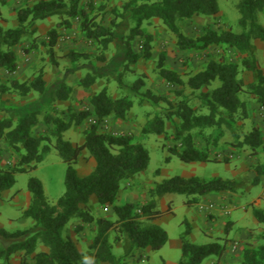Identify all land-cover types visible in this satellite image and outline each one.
I'll list each match as a JSON object with an SVG mask.
<instances>
[{
    "label": "trees",
    "instance_id": "trees-1",
    "mask_svg": "<svg viewBox=\"0 0 264 264\" xmlns=\"http://www.w3.org/2000/svg\"><path fill=\"white\" fill-rule=\"evenodd\" d=\"M83 0H37L32 5H26L17 11L18 26L5 29L0 24V70L12 75L17 72L18 61L15 47L21 44L24 36L31 30L36 22L52 17H60L58 28H70L74 18H81V30L86 38L97 43L101 55L105 60V53L115 39L117 21H111V27H105L98 17L90 14L82 7ZM220 0H144L141 3H127L124 5L120 17L126 18L132 24L128 35L121 37L123 48L124 72H132V65L142 58L151 56V35L144 32L142 26L146 21L159 19L173 34L177 49L189 51L193 49H207L210 46L227 47L241 55L238 62H227L224 59L211 60L206 67L190 76L185 82L179 73L165 65L164 55H160L158 72L162 79L174 85H186L193 92L201 91L219 82V86L201 92L199 98L201 106L207 109V114H197L189 106L187 100L162 111L166 118L179 119L184 134L183 148L174 149V154L185 163L211 162L208 151L200 149L194 139V130L198 132L206 128H215L218 131L225 127L232 131L239 140V145L247 146L254 153L262 150L264 153V138L258 127L250 133L240 135L234 129L236 114L248 116L247 102L241 95L252 96L264 109V73L259 67L255 40L264 42V26L258 22V14L264 11V0H239L238 11L240 18L238 25L240 32L232 29L205 30L200 36L193 38L187 36L180 28L183 20H192L199 16H216L219 12ZM90 4V11H93ZM118 15L119 13L115 11ZM119 18V17H118ZM57 29L49 32V53L54 58L59 33ZM136 37L144 39L143 54L135 52L133 40ZM35 44L28 51H31ZM73 54V53H72ZM72 58L76 56L71 55ZM252 74V82L246 84L243 73ZM122 76V75H121ZM102 75L88 74L81 80L85 88L93 86ZM144 81L137 79L132 85L125 86L127 93L119 98L110 96L105 87L91 98L92 111H85L77 115L78 122L94 115L97 121L107 117L118 119L126 118L133 107L131 96L140 94ZM28 96L35 93L40 96L36 104L25 107L8 108L13 113L6 117L0 116V140L5 142L20 159L15 164L3 167L0 154V200L5 191L13 188L16 175L31 172L42 162L43 153L49 144H53L59 157L67 165L65 174V192L56 204L47 201L43 185L38 178L32 177L28 182V189L32 194L29 207L24 216L31 219L30 227L7 231L0 228V264H122L112 249L110 234L116 240L125 244V256H131L138 250L161 249L167 242V232L157 224L145 225L142 216L152 218L160 212L155 209V202L142 206L137 211L135 204L126 202L117 205V199L125 182L130 181L138 174L146 171L150 162L148 150L142 143L137 142L133 135H111L100 132L93 125L86 133L81 145H73L64 139V133L69 129V123L61 118L52 117L46 112V107L58 101H66L69 96V87L61 84L49 88L43 71L33 79L20 82L11 79L6 90ZM153 104L167 99L154 95L150 90L141 93ZM45 109V111H44ZM44 112V113H43ZM44 115V122L51 125L50 134L34 136L33 130L39 123V117ZM156 113L144 133L154 132L161 134L164 119ZM15 115V116H14ZM197 132V133H198ZM87 152L95 161L92 172L86 176H79L76 163ZM229 162L228 159H225ZM238 183L232 179L216 177L209 180L196 176H174L160 182L154 189L158 197L172 194L193 196L189 204H195L202 196L211 193L236 192ZM95 196L98 205L112 206L116 220L106 217L94 218L87 207L91 198ZM255 219L264 226V211L255 208ZM81 224L96 223V236L90 251L83 254L74 239L66 235V227L73 221ZM82 226V225H81ZM81 227H78L80 229ZM187 229L182 237L181 258L177 264H202L210 256H221L224 246L218 243L195 245L188 241ZM264 240V236L262 237ZM20 255L18 263L13 257ZM241 264H264V244L259 248H249L243 253Z\"/></svg>",
    "mask_w": 264,
    "mask_h": 264
},
{
    "label": "rangeland",
    "instance_id": "rangeland-1",
    "mask_svg": "<svg viewBox=\"0 0 264 264\" xmlns=\"http://www.w3.org/2000/svg\"><path fill=\"white\" fill-rule=\"evenodd\" d=\"M36 1L0 0V24L5 29L17 27V11ZM142 1L144 0H83L82 7L97 16L105 27H111L113 19L118 23L115 28V39L105 53L104 61L100 59L101 52L97 43L86 38L82 32L81 18H74L71 27L66 29H57L60 17L36 22L24 36L21 44L14 49L20 66L17 73L10 75L0 70V116L12 115L13 113L7 112L8 108L20 109L39 102L40 96L35 93L24 96L6 88L16 76L30 80L42 70L49 88L65 84L70 89L66 101H58L46 107V112L52 117L61 118L69 123L70 127L64 133L65 140L73 145H81L85 140V133L96 124L98 130L103 133L133 135L135 140L148 150L150 155L148 168L124 183L116 204L131 202L139 211L142 206L155 202V209L160 213L152 218L142 216L140 219L145 225L157 224L162 227L167 232L168 239L161 249L148 248L138 250L131 256H125L124 241L116 240L111 233L110 242L113 252L122 260V264H177L182 255L181 237L187 229L190 230L187 239L195 245L215 242L224 246V253L221 256H210L202 264H241L246 249L259 248L264 244L262 239L264 226L253 215V210L256 208L254 204L260 201L261 209H258L264 211V153L262 150L254 153L249 147L239 145V140L226 127L221 131L206 128L198 132L199 129H195L196 145L200 149H206L214 160L195 163L181 161L173 152L174 149L183 148L184 134L180 133L183 132L181 123L176 117L170 120L161 112L169 108V104L175 106L180 101L187 100L197 114H207V109L201 106L199 94L218 87L219 82L213 83L207 89L193 92L186 85L179 86L165 81L158 72L160 55H164L166 67L179 73L185 82L190 76L203 70L211 60L224 59L227 62H238L241 55L231 48L219 46L181 51L177 49L175 38L168 28L159 19H153L144 22L142 26L144 32L152 37L150 58H142L138 63L133 64L132 72H124L121 37L128 35L132 24L128 17H120L123 13L122 8L128 2ZM238 1L220 0L219 12L216 16H199L192 20H183L179 26L187 36L193 38L209 29H232L238 33L240 32ZM90 4L93 5V11H90ZM115 11L119 14L117 15ZM258 22L264 26V11L258 14ZM53 29H57L59 36L54 49V58H51L48 43L49 32ZM33 44L35 47L28 51ZM132 44L135 52L142 55L144 39L136 37ZM254 44L257 48L259 67L264 73V42L255 40ZM72 53L75 58H72ZM96 72L102 77L93 86L83 87L81 80L88 74ZM252 78L251 73H243L246 84L251 83ZM137 79H142L145 84L139 95L131 96L133 107L126 118L118 119L111 116L97 121L94 115H90L78 122L77 115L92 111L90 102L93 95L106 87L110 96L119 98L127 93L124 87L132 85ZM146 90L167 99L170 103L166 100L160 101L159 104L149 102L141 95ZM241 99L247 102L249 113L247 117L236 114L234 129L243 136L250 133L254 127H258L264 138V109L252 96L242 94ZM156 113H160L164 119L162 133H144V129L153 121ZM50 129L51 125L44 122V115L41 114L33 135L46 137L50 134ZM47 148L37 168L16 175L13 188L3 193L0 200L1 228L14 231L33 224L31 219L24 216L32 198L28 189L30 178L35 177L41 181L45 197L51 204H56L64 194L67 165L59 157L53 144H49ZM0 154L3 167L11 166L20 159V155L2 140H0ZM94 167L95 161L86 151L75 165L81 177L90 174ZM174 176H196L206 180L222 177L235 180L238 188L234 193H223L218 199L219 202L224 200L228 203V206H223L222 215L211 211L201 214L198 211L201 198L198 199V203L189 204L193 196L172 194L158 197L154 194V189L160 182ZM229 208L232 209L231 212ZM87 209L94 218L106 217L112 221L116 220L112 206L98 205L95 196L91 198ZM77 222L79 221L69 223L65 234L71 236L79 250L86 254L91 250L90 246L96 236L97 226L95 222L88 224H77ZM20 259V255L13 257L15 263Z\"/></svg>",
    "mask_w": 264,
    "mask_h": 264
},
{
    "label": "crops",
    "instance_id": "crops-1",
    "mask_svg": "<svg viewBox=\"0 0 264 264\" xmlns=\"http://www.w3.org/2000/svg\"><path fill=\"white\" fill-rule=\"evenodd\" d=\"M19 68H20V66H18V69ZM13 79H17L20 82L27 81V80L21 79L20 77H17V76L14 77ZM222 194L223 193H211V194L202 196L201 197L202 201H200V202L198 201L200 210H198V209L197 210L200 211L201 214L205 213L206 211H211V212H214V213L216 212V214H218V215H222L223 212H224L223 209H222L223 206H228V203L226 201H224V200H221V202H219L220 200H218V199L221 198ZM254 205H255L256 208H260L261 209V201H260V203H257V204L255 203ZM228 210H227V212H229ZM231 211H232V209H230V212ZM77 224H81V222L79 221V222H77ZM66 228H68V226Z\"/></svg>",
    "mask_w": 264,
    "mask_h": 264
}]
</instances>
